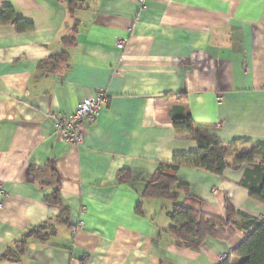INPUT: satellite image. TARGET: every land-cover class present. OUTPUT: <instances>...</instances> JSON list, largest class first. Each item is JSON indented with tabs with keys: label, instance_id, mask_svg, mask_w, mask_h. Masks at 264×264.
Segmentation results:
<instances>
[{
	"label": "crops",
	"instance_id": "1",
	"mask_svg": "<svg viewBox=\"0 0 264 264\" xmlns=\"http://www.w3.org/2000/svg\"><path fill=\"white\" fill-rule=\"evenodd\" d=\"M68 2L0 0L26 23L0 25V264H240L233 252L247 231L178 247L174 202L143 194L159 164L196 151L174 129L178 114L225 145H264V0ZM98 90L107 103L83 142L68 144L52 114L66 117ZM235 159L220 176L180 166L177 203L225 219L229 202L237 221L264 220ZM122 170L130 178L120 182ZM56 189L66 219L45 200Z\"/></svg>",
	"mask_w": 264,
	"mask_h": 264
},
{
	"label": "trees",
	"instance_id": "2",
	"mask_svg": "<svg viewBox=\"0 0 264 264\" xmlns=\"http://www.w3.org/2000/svg\"><path fill=\"white\" fill-rule=\"evenodd\" d=\"M83 0H69L68 7L71 11L80 6ZM13 24L18 32L26 30V23L16 18L10 7H5L0 12V25ZM64 60L63 55L52 56L40 63V68L54 69L58 61ZM173 126L178 133L191 135L196 142V151L185 155H175L170 163L157 166L151 180L146 184L144 198L167 199L174 202L173 209L167 214L170 221L168 233L173 237L176 246L190 250H197L206 238H223L232 235L234 227L237 230L248 232L243 243L233 252V256L241 259L240 264H264V220L246 219L237 221L239 213L229 202H226V218L219 219L208 217L191 209L184 208L177 203V197L171 193L173 187L184 189L185 185L179 183L175 177L176 170L184 165L204 169L217 176L222 175L227 167V159L236 155L234 168L246 165L241 185L250 192V197L264 204V145H251L246 141H235L225 145L216 138L195 129L189 113L178 114L173 118ZM130 178V172L122 170L117 174L120 182ZM46 202L60 206L58 219L65 218L67 209L60 204L59 192L46 197ZM66 222V221H64ZM48 222L42 223L28 232L27 237L40 235V231L48 229ZM7 253H11L10 250ZM220 264H229L228 260Z\"/></svg>",
	"mask_w": 264,
	"mask_h": 264
},
{
	"label": "built area",
	"instance_id": "3",
	"mask_svg": "<svg viewBox=\"0 0 264 264\" xmlns=\"http://www.w3.org/2000/svg\"><path fill=\"white\" fill-rule=\"evenodd\" d=\"M118 49L124 48V42H116ZM108 98L104 90L96 91L92 96L83 99L76 105L72 113L66 117H61L57 113L52 114L53 128L61 138L71 145H80L83 142V129L85 124H90L96 120L101 110L107 103ZM82 227L78 223L75 229Z\"/></svg>",
	"mask_w": 264,
	"mask_h": 264
},
{
	"label": "rangeland",
	"instance_id": "4",
	"mask_svg": "<svg viewBox=\"0 0 264 264\" xmlns=\"http://www.w3.org/2000/svg\"><path fill=\"white\" fill-rule=\"evenodd\" d=\"M234 264H236V263H234Z\"/></svg>",
	"mask_w": 264,
	"mask_h": 264
}]
</instances>
